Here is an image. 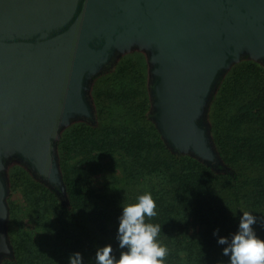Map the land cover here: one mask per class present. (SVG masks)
Returning <instances> with one entry per match:
<instances>
[{
    "label": "water",
    "instance_id": "1",
    "mask_svg": "<svg viewBox=\"0 0 264 264\" xmlns=\"http://www.w3.org/2000/svg\"><path fill=\"white\" fill-rule=\"evenodd\" d=\"M135 47L166 147L220 165L206 111L235 62L264 66V0H0V260L12 255L7 166L62 196L58 136L94 121L93 79Z\"/></svg>",
    "mask_w": 264,
    "mask_h": 264
},
{
    "label": "trees",
    "instance_id": "2",
    "mask_svg": "<svg viewBox=\"0 0 264 264\" xmlns=\"http://www.w3.org/2000/svg\"><path fill=\"white\" fill-rule=\"evenodd\" d=\"M118 66L121 67V63ZM237 68L233 69L230 74L234 75ZM222 80L223 78L219 81L210 104L216 94H219L222 85L227 84L225 82L221 85ZM94 88L98 93L97 86ZM106 94L107 97L113 99L119 96L113 91L105 92ZM141 94H143L141 99V104H143L145 93ZM222 97L223 92H220L218 100ZM93 99L95 101V93ZM82 122V125H74L63 132L60 141V147L61 145L62 147L61 150L58 149L64 185V193L59 198L63 200L66 196L68 200V204L61 207V210L70 215L69 219L62 214L56 217V220L59 218L61 225L57 226L51 216L55 215L54 212L57 214L62 212L56 209V207L60 209L58 205L60 201L55 193H51V190L49 191L42 185H33L30 175L22 167L14 165L10 169L11 189L17 186L15 177L20 175L25 181L21 183L25 192L26 189L32 187L39 188L41 192L35 190L32 197L26 198L23 207L8 198L7 232L12 255L3 257L0 264H69V256L76 252L81 253L84 264H96V251L109 245L112 239L117 242L115 236L121 208L135 203L134 198L145 192L152 194L157 205L158 215L146 218V222L162 226L161 234L157 239L168 248L165 264H205V262L207 264H228V257L222 255L224 246L218 245L217 238L212 234L214 228L209 227L210 229L205 230L206 232H199L196 237L187 236L191 226L203 227L211 224L210 219L217 222L216 224L222 229L226 228L225 231H219V236L230 238L231 234L238 229L242 212H251L257 218V223L252 227L258 238L264 240V170L256 178L257 181H253L257 184L246 185L251 178L243 177L236 166L237 162L231 159L240 154L236 153L235 156L230 151L225 154L223 150L226 149L222 147L218 149L224 164L230 168V171L223 173L225 169L221 164L212 168L190 156H182L169 151L153 126L139 125L134 130L130 128V120L126 119L123 125L114 126L112 129L114 139L109 138L118 145V148L107 151L122 157V159L119 158L117 168L122 166L123 176L117 179L116 185L119 190L112 195V200H106L102 196L94 197L95 191L84 185L86 178L78 170L71 175L67 170L68 165L64 163L68 158L67 153L70 146L80 144L79 147L83 149L84 146L97 147L101 143V140L96 139L94 144L90 138L84 144V139L78 138L83 134L87 123H91L90 121ZM208 123L210 133L214 136V125L212 122ZM126 127L128 129H125ZM238 127L239 125L235 123V128ZM214 141L217 144L215 136ZM104 142L102 141L103 144ZM249 142L257 149L248 153L247 156L252 157L253 160L263 161L264 138L259 137L257 141L249 138ZM242 160L249 162V158H241ZM243 165L247 170L245 162ZM96 166L100 167L98 163ZM215 171L221 172L217 174ZM227 185L231 187H225ZM245 187L248 189L246 190ZM23 215L28 222L33 220L35 231H29ZM74 220L88 223V228L85 223H81L88 237L84 242L79 240V234L69 231L70 222ZM15 227H17L16 230ZM228 228H235V230L231 232ZM174 230L179 231L176 233L178 236L172 235ZM87 247L90 249L82 252ZM112 247L113 254L116 256L119 247L113 245Z\"/></svg>",
    "mask_w": 264,
    "mask_h": 264
},
{
    "label": "rangeland",
    "instance_id": "3",
    "mask_svg": "<svg viewBox=\"0 0 264 264\" xmlns=\"http://www.w3.org/2000/svg\"><path fill=\"white\" fill-rule=\"evenodd\" d=\"M120 63L121 67L118 66ZM235 68H237L236 73L231 75V71ZM225 82H227V84L223 86L222 84ZM149 84L150 76L147 56L144 50L137 47L129 49L118 55L113 64H111L106 71L98 74L92 81L89 96L94 108V121L87 123V126H85L86 129L82 132L83 134H81L78 138L84 139V144H86L90 138L94 141V144L96 139L101 140V143L97 147L91 145L90 147L84 146L83 149L79 147L80 144L78 146H70L67 153L68 158H66L64 163L68 165L67 170L70 171L71 175L78 170L82 176L86 178L84 185L86 187H91L93 191H95L94 197L98 198V196H102L103 199L112 200V195L119 190L116 185V182H118L117 179H121V176H123L122 166L117 168L119 158L122 159V157L116 153L115 155L112 152L107 151L118 148L116 143L114 144L112 140H109L111 137L114 139L115 135L112 131L114 126L117 127L123 125V122L126 119L130 120V128L134 130L135 128H138L139 125L145 127L153 126L160 140L164 143L156 129L155 124L150 118L152 102L149 95ZM221 85L222 87L220 88L221 90L219 89V94H216L214 100L208 105L205 120H207V123L212 122L214 125V136L217 144L215 143L214 136L211 133L210 136L213 146L219 155L221 166L225 169L222 172H228L230 171V168L226 167L222 157L220 156V150L218 149H221V147L226 149L223 150L225 154L227 151L232 152L235 156L236 153L240 154V156L231 159L237 162L236 166L243 177L249 176L251 178L250 182L246 185L249 186L250 183L257 184L253 181H257L256 178L264 170V160H253L252 157H248L247 154L252 153L254 149H257L250 144L249 138L256 141L259 137L264 138V66L248 56L242 57L226 72L223 76ZM94 86H97L99 90L98 93L95 92L96 88H94ZM111 91L116 93V95L119 94V96L115 97V99L107 97L105 92ZM142 92L145 93L143 104H141V99L143 98V94H141ZM220 92H223V97L221 100H218ZM94 93L95 101L93 99ZM82 123V121L70 123L64 127L58 136L57 157L62 180L63 175L60 168V155L58 152V149L61 150L62 147V145L60 147L61 136L68 128H71L74 125H82ZM235 123L239 125L238 128H235ZM125 129L128 128L126 127ZM233 135L235 138H233ZM241 138H243V140L240 141L239 139ZM102 141H105L104 144ZM88 152H91V154H88ZM241 158H249V162L253 163H249L246 160L241 161ZM96 162L100 165L99 168H97ZM243 162L246 163L247 170L245 169ZM14 165L22 167L30 175L33 185H42L50 191L46 185L34 178V176L25 167L17 163H10L5 171L9 184V200L23 207L25 205L26 198L32 197L33 193L36 191L41 192L39 188L37 189V187L26 189L25 192L24 187L21 186V183L25 181H23V178L20 175L15 177L17 186L11 189L9 183V171ZM220 172L221 171H215L217 174ZM225 187H231V185H227ZM245 189L247 190L248 188L245 187ZM51 193L54 192L51 191ZM55 196L60 201L58 204L60 209L58 207H56V209L58 211H62L61 207L63 208L66 206L68 204V200L65 195V199L62 198L63 200H61L59 195L56 193ZM54 213L55 215L51 216L55 220V224L57 226L61 224H59V218L56 220V217L62 214L66 215V219H69L70 216L66 212L63 213V211L58 214L56 212ZM23 218L29 231H35L33 220L28 222V219H25L24 215ZM209 221L211 224H206L203 227L198 225L193 227L191 226L188 229L187 236L191 238L193 236L196 237L199 232H206L205 230L210 228L219 229V231L226 230V228L222 229L219 227L216 224L217 222H213L212 219ZM81 223H85L88 228V223L74 220L73 222H70L71 226L69 231L79 234V240L81 239L84 242L88 239V237L85 234L87 231L85 232V230L81 227ZM16 229L17 227H15V230ZM228 229H230L231 232L235 230V228ZM178 232V230H174L172 235ZM67 233L65 232L64 235L66 236ZM175 236L178 235L176 234ZM109 244L118 248V243L115 242L114 239H112ZM185 246L187 247V245ZM88 248L89 247L84 249L82 252L87 251ZM121 251V249H118V254L116 255L117 258H119ZM183 254H181L182 258H184ZM205 264L207 263L205 262Z\"/></svg>",
    "mask_w": 264,
    "mask_h": 264
},
{
    "label": "clouds",
    "instance_id": "4",
    "mask_svg": "<svg viewBox=\"0 0 264 264\" xmlns=\"http://www.w3.org/2000/svg\"><path fill=\"white\" fill-rule=\"evenodd\" d=\"M157 215V205L150 192L121 208L115 236L122 250L119 258L113 254L111 244L105 245L95 253L96 264H165L168 248L157 239L162 226L146 222V218ZM256 223V216L243 211L238 229L230 238L219 236V229L213 231L217 244L224 246L222 255L228 257V264H264V240L258 238L252 227ZM69 264H84L81 253L71 254Z\"/></svg>",
    "mask_w": 264,
    "mask_h": 264
}]
</instances>
